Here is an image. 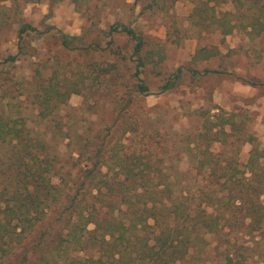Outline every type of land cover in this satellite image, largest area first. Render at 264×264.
<instances>
[{"label":"rangeland","instance_id":"obj_1","mask_svg":"<svg viewBox=\"0 0 264 264\" xmlns=\"http://www.w3.org/2000/svg\"><path fill=\"white\" fill-rule=\"evenodd\" d=\"M16 2L0 0V118L24 126L35 154L63 169L75 164L71 178L94 152L104 154L101 168L118 166L115 153L162 166L193 223L182 259L170 264H264V208L246 214L251 200L264 206V176L256 177L264 171V0ZM212 12L229 13L231 33L220 34ZM18 22L36 32L17 53ZM114 24L141 36L142 66L133 41L108 32ZM58 32L77 36L70 48ZM7 249L0 245V264H15L20 247Z\"/></svg>","mask_w":264,"mask_h":264},{"label":"trees","instance_id":"obj_2","mask_svg":"<svg viewBox=\"0 0 264 264\" xmlns=\"http://www.w3.org/2000/svg\"><path fill=\"white\" fill-rule=\"evenodd\" d=\"M9 1L16 7V0ZM228 14L218 16L212 12L210 16L221 35L231 33L236 27L225 18ZM118 26L111 25L108 32L127 35L133 41L136 66H142L138 56L143 43L141 36L131 27ZM32 32H36L34 26L18 22L17 53L20 41ZM58 33L59 43L65 48H70L77 38ZM179 71L177 68L173 77ZM137 74L135 71V91L144 94L146 85ZM14 122L0 118V146L4 151L0 180L7 182L0 195V245H7V251L13 245L20 247L13 257L15 264H24L28 259L38 264L48 261L52 264H170L172 255L177 253L178 259H182L181 253L186 250L188 234L193 228L192 217L177 207V197L172 196L175 188L160 174L162 166H151L145 158H127L115 153L118 166L101 168L100 157L104 154L98 152L99 156L93 158L97 153L94 152L85 156L89 167H78L80 173L71 178L70 169L75 164L70 162L63 169L62 165L56 166L54 156L35 154L27 130ZM132 158L140 168L132 165ZM255 165L260 166L257 162ZM114 168L109 175L108 171ZM153 173L161 179L154 181ZM263 176L264 171L257 174V181ZM53 178L58 181L54 182ZM263 208L251 200L246 214L251 218L262 215ZM179 213L183 215L181 218Z\"/></svg>","mask_w":264,"mask_h":264},{"label":"crops","instance_id":"obj_3","mask_svg":"<svg viewBox=\"0 0 264 264\" xmlns=\"http://www.w3.org/2000/svg\"><path fill=\"white\" fill-rule=\"evenodd\" d=\"M227 35H228V34H227ZM222 36H225V35H222ZM215 51H216V53H218L219 56L222 57V55H223V54H221L222 51L219 52V50H217V49H216ZM222 53H223V52H222ZM213 55H214V54H211L210 56H213ZM205 56H206L205 58L201 57V59H202V60H207V59L210 57L209 54H207V55H205ZM240 86H241V88H240L241 91H245V90L247 89V88H246L247 85H245V84H240Z\"/></svg>","mask_w":264,"mask_h":264}]
</instances>
